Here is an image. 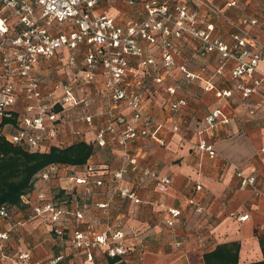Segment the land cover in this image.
<instances>
[{
	"label": "crops",
	"instance_id": "0c3cea01",
	"mask_svg": "<svg viewBox=\"0 0 264 264\" xmlns=\"http://www.w3.org/2000/svg\"><path fill=\"white\" fill-rule=\"evenodd\" d=\"M134 1L130 4L129 0H107L96 7L95 14H107L124 28L137 25L146 19L147 11L142 0ZM159 1L168 4L171 11L181 2H187L191 10L199 13V29L205 30L212 24L214 34L227 42L235 32L231 22L258 19L260 24L248 30L263 49L259 67L264 72V23L261 22L264 0H207L218 9V15L206 11L197 0ZM171 40L176 63L185 66L197 78L187 79L178 68L166 73L159 45L151 47L141 41L146 51L142 60L153 58L154 65L140 66L141 59H132L141 83L139 89L145 94L146 113L170 126V130L161 135L164 145L142 139L133 145L132 154L140 166L171 178V186L161 190L151 177L142 178L139 170H130L125 182L138 193L141 202L112 197L113 183L108 173L122 165L121 151L96 147L97 130L104 119L96 118L91 124L78 122L83 110L68 108L63 113L59 139L54 144L60 147L79 142L93 145L95 152L88 164L104 172V185L92 187L89 195L83 185H76L71 177L83 176L87 167L84 165L70 166L51 183L38 179L32 198L36 200L37 191L51 193L70 213L63 222L66 239L54 240L48 218L31 219L30 207H13L9 210L10 218L0 223V232L10 233L5 247L10 259L31 251L32 260L44 264L57 258H61L57 264H205V254L220 245L238 242L241 245L239 264L264 260L260 243V237L264 236V197L242 188L237 178V169H241L246 175L256 176L259 187L264 189V87L250 98H243L231 77L233 61L226 62L221 75L216 74L221 60L218 53L201 56L199 41L187 34L179 39L171 36ZM84 53V47L61 51L57 57L41 61L35 74L48 90L61 81L73 87L77 95L86 93L91 99L90 112L99 113L107 108L104 99L96 93L102 85V69L95 86H84ZM70 56L76 57L75 66L68 64ZM55 72L57 78L48 77H54ZM159 77L162 83H157ZM135 81L134 76L130 78V89L136 86ZM209 83L213 87L206 89ZM170 87L177 89L174 96L168 93ZM228 90L232 91L230 98L216 95ZM172 101L184 104L173 112ZM24 107L26 103L20 99L16 111L21 114ZM217 109H222L230 121L209 129L206 118ZM122 110L130 115L128 109ZM77 131L81 134H76ZM203 139L213 147L216 156L198 151ZM197 184L203 186L199 192L195 189ZM100 204L107 208H99ZM78 205L84 207L81 208L85 215L82 229L88 237L108 227L121 231L130 255L124 259L109 257L100 249L95 252L94 261L89 262L83 251L75 250L69 239L75 224L71 214ZM199 208L202 211L199 212ZM171 210H178L180 215L172 217ZM246 214L250 216L247 221L237 220L238 216ZM170 220L173 226L168 225ZM9 258L0 259V264H12Z\"/></svg>",
	"mask_w": 264,
	"mask_h": 264
},
{
	"label": "built area",
	"instance_id": "2783aa9c",
	"mask_svg": "<svg viewBox=\"0 0 264 264\" xmlns=\"http://www.w3.org/2000/svg\"><path fill=\"white\" fill-rule=\"evenodd\" d=\"M104 1L107 0H0V134L7 142L27 152H46L51 147L58 146L54 143L59 139L63 113L68 108L83 110L84 114L79 117L78 122L91 124L96 118L104 119L97 130L95 145L101 149H119L122 159V165L108 173L113 183L112 197L140 203L138 193L125 182L130 170H139L142 178L151 177L161 190L172 184L171 178L161 177L151 169L140 166L132 154L133 145L142 139L164 145L161 135L163 131L170 130L166 123L159 122L146 113L145 94L139 89L141 83L137 80L138 74L133 69L132 59H141L140 66L154 65L155 60H142L146 51L141 41L147 42L151 47L160 46L166 73L178 68L187 79L193 80L197 76L176 63L171 40V36L179 39L187 34L201 43V56L212 53L220 55V67L216 74L223 73L227 61L235 63L231 77L241 96L247 99L264 87V72L259 67L263 49L248 30L260 23L258 19L249 18L231 22L235 32L227 42L214 34L212 24L205 30L199 29V13L191 10L187 2H181L171 11L168 4L159 0H142L147 11L146 19L124 28L107 14H95L96 7ZM197 1L209 13L219 14L218 9L209 1ZM129 2L134 4L135 1ZM261 22L264 23V19ZM80 47L85 48L84 86H95L102 69V85L96 93L104 99L107 108L99 113L90 112L91 99L86 93L77 95L73 87L61 81L52 90H48L35 74L41 61L51 60L61 51ZM68 64L75 66L76 57H68ZM133 76L136 86L130 89V78ZM156 81L162 83L163 79L159 77ZM212 87L209 83L206 89ZM167 90L171 96L177 92L174 87ZM216 95L230 98L232 91L217 92ZM20 99L26 103L21 114L16 111ZM182 104L183 101H172L171 111L177 112ZM123 108L129 110V116L124 113ZM5 119L10 122L3 124ZM229 121V116L222 109L213 111L206 118L209 129L228 124ZM76 134H81V131ZM197 149L210 157L217 155L204 139ZM64 167L68 166L50 165L41 172L39 179L46 183L56 181L61 177ZM102 173L104 172L91 164L84 169L83 176L75 175L71 179L76 185H83L89 195L93 192L92 187L104 185L105 174ZM237 178L241 187L249 188L264 197V189L259 187L256 176L246 175L243 170L237 169ZM202 187L197 184L196 191H201ZM33 192L34 190L22 196V204L32 209L31 219L48 218L55 240L64 241L66 232L63 222L70 213L51 193L37 191L35 200L32 198ZM98 207L105 209L107 205L100 204ZM81 208L84 207L78 205L71 214L75 224L70 231L69 240L75 250L83 251L89 262L94 261V254L100 249L105 250L109 257L124 259L130 255L121 231L108 227L88 237L82 229L85 215ZM198 211L202 209L199 208ZM170 214L177 217L180 212L171 210ZM249 217V214L240 215L237 220L245 222ZM9 218V209L0 208V223ZM168 225L173 226V221H168ZM9 239V232H0V259L9 258L5 252ZM60 260L61 258H57L47 264H57ZM10 261L12 264H44L33 261L31 251L15 255Z\"/></svg>",
	"mask_w": 264,
	"mask_h": 264
},
{
	"label": "trees",
	"instance_id": "16d2710c",
	"mask_svg": "<svg viewBox=\"0 0 264 264\" xmlns=\"http://www.w3.org/2000/svg\"><path fill=\"white\" fill-rule=\"evenodd\" d=\"M10 120L5 119L3 124ZM93 145L79 142L53 146L48 152L30 153L10 144L0 134V208H21L22 196L34 189L41 172L50 165L83 166L94 154ZM264 255V236L260 237ZM241 245L232 242L204 255L205 264H239ZM249 264H264V260Z\"/></svg>",
	"mask_w": 264,
	"mask_h": 264
},
{
	"label": "rangeland",
	"instance_id": "374dc122",
	"mask_svg": "<svg viewBox=\"0 0 264 264\" xmlns=\"http://www.w3.org/2000/svg\"><path fill=\"white\" fill-rule=\"evenodd\" d=\"M200 6H202V5H200ZM196 41V40H195ZM200 43V42H199ZM200 49H201V43H200V46H199V49H198V52H199V54H200ZM54 65V64H53ZM48 77L49 78H57L58 76H57V74H56V72L54 73V77L53 76H51V75H48ZM53 79H51V81L53 80ZM49 81H50V79H49ZM10 122V121H9ZM12 123V122H11ZM13 145V144H12ZM55 165V164H54ZM57 165V164H56ZM88 165H91V164H88V162H87V164H85L84 166L86 167V166H88ZM62 166H67V165H62ZM69 166L70 165H68V167H64V169H63V171H66L68 168H69ZM156 184V183H155ZM197 186V185H196ZM243 188V187H242ZM196 189V188H195ZM138 204V203H137ZM53 234V233H52ZM53 237H54V234H53ZM54 240H55V237H54Z\"/></svg>",
	"mask_w": 264,
	"mask_h": 264
}]
</instances>
